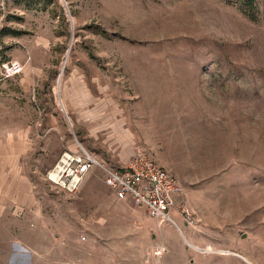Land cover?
Returning <instances> with one entry per match:
<instances>
[{"label": "rangeland", "instance_id": "rangeland-1", "mask_svg": "<svg viewBox=\"0 0 264 264\" xmlns=\"http://www.w3.org/2000/svg\"><path fill=\"white\" fill-rule=\"evenodd\" d=\"M0 141L35 195L0 211V264H264V0H0ZM77 142L155 158L197 223L159 226L99 167L53 185Z\"/></svg>", "mask_w": 264, "mask_h": 264}, {"label": "built area", "instance_id": "built-area-1", "mask_svg": "<svg viewBox=\"0 0 264 264\" xmlns=\"http://www.w3.org/2000/svg\"><path fill=\"white\" fill-rule=\"evenodd\" d=\"M22 66L17 61L3 65L5 76L18 74ZM104 173V184L118 200L129 201L153 218L159 226L169 222L179 231L180 226L170 215V209L188 226L197 223L195 211L182 199L183 187L178 178L157 160L137 153L126 166L114 167L88 152L80 142L75 150L66 149L56 164L46 172V178L56 187L75 192L93 168ZM181 196V198H180Z\"/></svg>", "mask_w": 264, "mask_h": 264}, {"label": "crops", "instance_id": "crops-1", "mask_svg": "<svg viewBox=\"0 0 264 264\" xmlns=\"http://www.w3.org/2000/svg\"><path fill=\"white\" fill-rule=\"evenodd\" d=\"M9 138H11V136ZM17 159H18V147L16 145V142L13 141L8 143V141L6 142L0 141V211L1 212L7 208L9 210L14 209L13 211L16 212L19 194L20 197L25 195V197L29 199L28 200L29 202H26L27 205H30L34 202V200L31 199L34 198L35 196L32 186L29 185L28 187V184L25 185L19 183L20 174L18 173L19 165ZM115 167H120V165L118 166L116 165ZM22 186L25 187V192L21 190ZM112 195L113 197H115L113 193ZM183 224L185 226H188L184 222ZM180 232H182V229Z\"/></svg>", "mask_w": 264, "mask_h": 264}]
</instances>
